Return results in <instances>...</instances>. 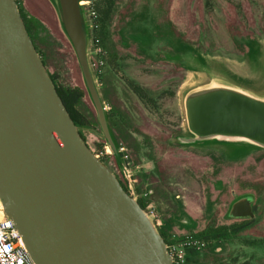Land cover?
Wrapping results in <instances>:
<instances>
[{
  "label": "rangeland",
  "instance_id": "374dc122",
  "mask_svg": "<svg viewBox=\"0 0 264 264\" xmlns=\"http://www.w3.org/2000/svg\"><path fill=\"white\" fill-rule=\"evenodd\" d=\"M17 2L35 19V33L51 53L48 69L57 70L66 84L84 87L58 0ZM80 6L87 48L93 50L99 38L107 51L104 71L95 80L101 97L107 87L105 110H121L131 125L122 128L119 139L127 146L114 149L86 93L81 109L95 124L81 130L90 148L122 183L129 184L127 170L134 173L133 182L138 177L141 189L133 184L135 192L153 200L146 212L155 225L169 227L171 238L210 225L237 231L194 254L193 261L264 264V148L239 140L186 143L182 138L190 137L184 106L189 90L225 82L264 96V0H115L103 33L99 14L94 15L96 0H80ZM131 81L146 89L143 98ZM128 157L133 162L122 165ZM244 195L254 196L252 220L228 215L233 201Z\"/></svg>",
  "mask_w": 264,
  "mask_h": 264
},
{
  "label": "water",
  "instance_id": "95a60500",
  "mask_svg": "<svg viewBox=\"0 0 264 264\" xmlns=\"http://www.w3.org/2000/svg\"><path fill=\"white\" fill-rule=\"evenodd\" d=\"M61 19L108 143L115 144L88 60L80 0ZM186 142L239 140L264 148V96L225 82L189 90ZM0 199L36 264H172L155 223L92 151L26 28L17 0H0ZM254 196L228 215L253 218Z\"/></svg>",
  "mask_w": 264,
  "mask_h": 264
},
{
  "label": "trees",
  "instance_id": "16d2710c",
  "mask_svg": "<svg viewBox=\"0 0 264 264\" xmlns=\"http://www.w3.org/2000/svg\"><path fill=\"white\" fill-rule=\"evenodd\" d=\"M114 6H115V0H96V11L99 14V17H100L99 20L102 24V33L104 32V29L107 25V21L111 18L112 14H113ZM19 9L21 11V14H22V17L24 19L28 33H29L38 53L40 54L50 77L52 78V80H53L63 102L65 103L71 117L73 118V120L77 124L81 135L86 140V136H85L83 130H81V128L92 126L95 124V122H93V120L88 115L89 111L87 109L86 110L81 109L82 108L81 105L83 103V99L85 97V94L86 93L89 94L87 86L85 85L83 87L79 84H76L74 86L70 85V84H66V82H64L61 79V76L57 70L50 71L48 69L50 62L52 60V56H51V53H49L47 49L43 48L39 35L37 33H35V31H36V29H35L36 25L34 23L35 19L34 18H32V19L28 18L24 14V12L22 11V8L20 6H19ZM131 84H132V89L138 95H140L143 98L145 95L146 89L144 87H142L141 85L133 82V81H131ZM102 89L103 90H102L101 99L105 101V99L109 98L108 92H107V87L104 86V87H102ZM106 119H107L108 126H109V129H110V132H111V135H112V138H113V141H114L116 148L118 150H120L121 145L127 146L124 142L119 140L123 136L122 135V128L128 127V126L131 127L130 122L125 121V119L123 117V112H121V110L117 111L116 108L113 109V107H111L110 111H106ZM115 131L116 132L118 131V133H116ZM192 136L193 135L190 133V137H192ZM182 138H186V137H182ZM204 141H208V140H204ZM86 142H87V140H86ZM99 146L101 147L102 150H104L103 144L99 145ZM253 146L259 147L257 145H253ZM92 151L96 154V152L94 150H92ZM118 154H120L122 156L123 152H121V153L119 152ZM100 159L104 162V160L102 158H100ZM132 162H133L132 159H130V157H128L127 160L122 162V165H129ZM119 181H120L121 185L124 187V189L131 196H133L130 183L127 185L126 182L122 183L121 180H119ZM133 184L136 185V187L138 189H141V183L139 182L138 177L135 178V181ZM137 201L145 211H147V208L153 202V200L151 198L149 199V197H147V198L146 197L145 198L139 197L137 199ZM254 208H256V207L254 206ZM252 219L253 218H249V220H252ZM156 225H157V228H158L160 234L164 238V241L166 243H171L174 239L171 238V236L169 234V230H168L169 227L166 224L163 225V223L158 222V221H156ZM229 228L230 227H227V226H212V225H210V226L206 227L203 231L195 233L194 235L204 239L207 243L206 246L212 245L214 243L221 244L224 240H228L231 236L238 234L237 231L229 230ZM193 254H197V253H193ZM243 264H247V263H243Z\"/></svg>",
  "mask_w": 264,
  "mask_h": 264
},
{
  "label": "built area",
  "instance_id": "2783aa9c",
  "mask_svg": "<svg viewBox=\"0 0 264 264\" xmlns=\"http://www.w3.org/2000/svg\"><path fill=\"white\" fill-rule=\"evenodd\" d=\"M94 12V15L97 16L98 13L96 9ZM87 52L91 71L97 81L104 71L106 64L105 55L107 51L100 44V39L97 38L93 50L88 48ZM104 107H106V105ZM133 175L134 173L127 170L128 181L133 193L132 197L136 199L142 195L136 193L133 188ZM150 193L151 190L149 192L146 191L143 195L147 196ZM146 213L150 217V214L148 212ZM206 244L204 239L195 235L174 238L171 243H167V249L172 256V264H198L193 261V253L198 254L206 247ZM0 264H36L20 230L17 228L12 218L6 213L2 201H0Z\"/></svg>",
  "mask_w": 264,
  "mask_h": 264
},
{
  "label": "flooded vegetation",
  "instance_id": "af4514ba",
  "mask_svg": "<svg viewBox=\"0 0 264 264\" xmlns=\"http://www.w3.org/2000/svg\"><path fill=\"white\" fill-rule=\"evenodd\" d=\"M254 202H253V208H254ZM255 216H256V212H255V208H254V217L253 218H255Z\"/></svg>",
  "mask_w": 264,
  "mask_h": 264
},
{
  "label": "bare ground",
  "instance_id": "6f19581e",
  "mask_svg": "<svg viewBox=\"0 0 264 264\" xmlns=\"http://www.w3.org/2000/svg\"><path fill=\"white\" fill-rule=\"evenodd\" d=\"M0 201H1V199H0Z\"/></svg>",
  "mask_w": 264,
  "mask_h": 264
}]
</instances>
